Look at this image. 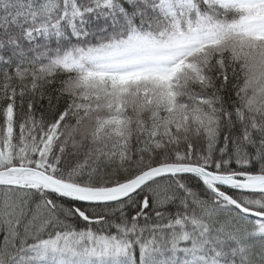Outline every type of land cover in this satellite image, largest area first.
<instances>
[{
    "label": "snow or ice",
    "instance_id": "6c2138e0",
    "mask_svg": "<svg viewBox=\"0 0 264 264\" xmlns=\"http://www.w3.org/2000/svg\"><path fill=\"white\" fill-rule=\"evenodd\" d=\"M0 264H264V0H0Z\"/></svg>",
    "mask_w": 264,
    "mask_h": 264
}]
</instances>
